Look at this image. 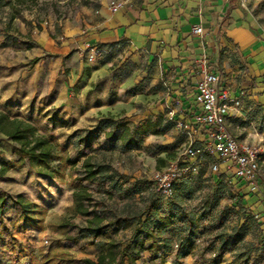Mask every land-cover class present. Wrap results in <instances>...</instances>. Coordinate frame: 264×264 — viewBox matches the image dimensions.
<instances>
[{
    "label": "rangeland",
    "instance_id": "obj_1",
    "mask_svg": "<svg viewBox=\"0 0 264 264\" xmlns=\"http://www.w3.org/2000/svg\"><path fill=\"white\" fill-rule=\"evenodd\" d=\"M113 1L124 0H0V111L56 136L78 161L73 177L81 173L86 158L98 165L96 179L85 184L92 194L91 209L107 233L94 239L86 230L87 218L70 212L73 188L67 182L28 166L14 168L0 175V191L8 194L0 218V264H27L54 250L67 251L69 264H81L84 258L95 259L103 242L124 245L137 222L147 217L150 229L162 217L172 220L158 236L167 264H264V159L258 195L243 193L230 173L214 174L211 164L218 160L208 156L197 174L177 183L173 198H161L155 173L181 157L191 141L168 102L167 86L153 73L122 63L125 54L119 51L94 63L88 62L83 48H73L62 60L57 57L53 49L99 25ZM261 11L264 16V5ZM147 120H157L162 133L131 135L134 142L127 143L121 138L122 129L115 128L124 123L133 129ZM259 132L264 133V127ZM260 144L264 148V139ZM15 147L0 134V166L17 159ZM241 192L260 202L251 208L241 204L237 196ZM19 194L46 209L45 230L20 221L21 210L14 202ZM130 221L133 224L127 227ZM3 226L27 249L26 255L18 257L4 247ZM188 232V240L182 242ZM226 233L231 238L222 245L219 235ZM165 240L170 241V253L165 252ZM134 248L130 251L135 254ZM151 254L147 248L141 250L137 264H150Z\"/></svg>",
    "mask_w": 264,
    "mask_h": 264
},
{
    "label": "crops",
    "instance_id": "obj_2",
    "mask_svg": "<svg viewBox=\"0 0 264 264\" xmlns=\"http://www.w3.org/2000/svg\"><path fill=\"white\" fill-rule=\"evenodd\" d=\"M263 5L264 0H124L116 12L109 6L105 19L86 35L53 50L61 60L87 42L124 53L122 63L137 65L164 82L168 102L198 147L204 134L194 123L199 112L196 86L205 71L214 73L219 89L241 101L227 116L229 129L238 141L260 144L264 139L259 132L264 127ZM197 26L202 34L194 32ZM240 190L250 193L244 183ZM251 197L255 205L260 202L255 195H246Z\"/></svg>",
    "mask_w": 264,
    "mask_h": 264
},
{
    "label": "trees",
    "instance_id": "obj_3",
    "mask_svg": "<svg viewBox=\"0 0 264 264\" xmlns=\"http://www.w3.org/2000/svg\"><path fill=\"white\" fill-rule=\"evenodd\" d=\"M19 11L20 10H18V12ZM115 128L122 129L121 138L127 143L134 142V139L129 138L131 135L144 136L147 134L158 135L162 133L160 123L157 120H147L135 126L133 129L124 123L117 124ZM0 134L10 138L11 141L15 143L14 155L17 157L16 160H10L1 164V176L14 168L22 169L28 166L32 170L48 175L60 182H67L73 188V204L69 209L70 212L73 215H80L87 218L88 225L86 230L94 239L107 236V233L104 231L105 226L101 225L103 220L91 209L93 201L92 194L85 184L93 182L98 175L99 167L95 162L90 158H86L81 166V173L73 177L72 172L76 169L78 161L69 156L68 150L60 144L56 136L52 134H42L33 123L22 118L12 117L3 111H0ZM208 156L213 157L212 155H204L201 157V163L196 173H188L175 183L174 193L171 198H173L176 193L177 183L182 179L184 180L197 174L203 164V159ZM263 159L264 154L260 160V165ZM234 179L238 184H243L240 179L235 177ZM159 194L161 198L168 199L161 195L160 191ZM237 196H239L241 204H246L250 208L252 204L255 203L252 197L247 199L246 194L242 192L237 194ZM7 197V193L0 191V218H2ZM14 202L20 207L21 213L19 219L23 224L29 225L39 231L45 230L44 220L46 209L42 205L29 200L22 194L17 195ZM154 205L155 201L148 206L149 210H151ZM149 220H151V218L149 217L148 219L147 217V221H141V223L138 221L133 237L126 241L124 245L115 240L103 242L100 245V250L96 258H84L81 264H137L136 254H139L141 250H145L146 248L152 252L150 264H167L166 257L160 254L161 247L158 236L167 231V228L172 224V220L170 217H162L155 223L153 229L147 227V222ZM188 221L189 225H192L193 221L190 215H188ZM132 224L133 223L130 221L126 223V226L130 227ZM3 230H5L7 235V240L3 243L4 247L10 252L17 254L18 257L26 255L27 249L17 237H15L13 232L7 229L6 226H3ZM63 234L69 241L74 239L70 237L65 230ZM219 236L222 238V245H226L231 238V235L228 233ZM236 237L238 241H241L242 234L240 231L236 232ZM188 238L189 232L182 237L181 241L188 240ZM131 246L135 247V254L130 251ZM136 248H138V250H136ZM164 249L166 253L171 252L169 240H165ZM68 256L69 253L67 251L54 250L41 260L33 257L27 264H69L71 260Z\"/></svg>",
    "mask_w": 264,
    "mask_h": 264
},
{
    "label": "built area",
    "instance_id": "obj_4",
    "mask_svg": "<svg viewBox=\"0 0 264 264\" xmlns=\"http://www.w3.org/2000/svg\"><path fill=\"white\" fill-rule=\"evenodd\" d=\"M123 5V1H113L110 10L116 12ZM202 27L197 26L194 32L202 34ZM83 51L89 63H94L99 57L111 52L106 48L90 42L85 43ZM218 75L205 71L196 86L195 100L199 112L194 116V123L204 134L201 147H195V141L186 145L184 151L176 161L171 162L154 175L161 195L171 198L175 183L188 173H196L201 157L215 156L218 162L211 164L214 174L231 171L233 176L240 179L251 193L260 192V160L264 148L260 144H249L238 141L227 125V116L233 107L241 105L238 98L232 97L227 90L218 87ZM184 126L183 122H179ZM186 134L191 136L190 131ZM264 204V199L262 201Z\"/></svg>",
    "mask_w": 264,
    "mask_h": 264
}]
</instances>
